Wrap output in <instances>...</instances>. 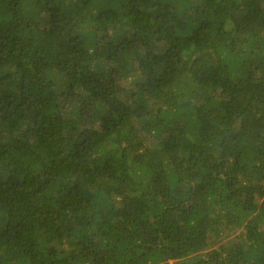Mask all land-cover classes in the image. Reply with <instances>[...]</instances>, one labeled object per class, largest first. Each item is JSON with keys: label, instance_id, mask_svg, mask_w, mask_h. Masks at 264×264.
Wrapping results in <instances>:
<instances>
[{"label": "trees", "instance_id": "obj_1", "mask_svg": "<svg viewBox=\"0 0 264 264\" xmlns=\"http://www.w3.org/2000/svg\"><path fill=\"white\" fill-rule=\"evenodd\" d=\"M0 264H264V0H0Z\"/></svg>", "mask_w": 264, "mask_h": 264}, {"label": "rangeland", "instance_id": "obj_2", "mask_svg": "<svg viewBox=\"0 0 264 264\" xmlns=\"http://www.w3.org/2000/svg\"><path fill=\"white\" fill-rule=\"evenodd\" d=\"M130 88H132V87H130ZM126 90H129V88L127 87L126 88ZM181 172H182V170H181ZM229 239V238H228ZM222 241H224L223 239H222ZM218 245V243H216L215 245H214V247H216ZM212 248V247H211Z\"/></svg>", "mask_w": 264, "mask_h": 264}]
</instances>
